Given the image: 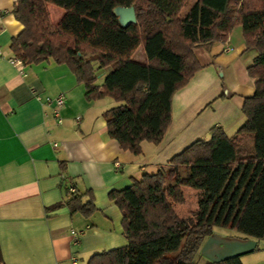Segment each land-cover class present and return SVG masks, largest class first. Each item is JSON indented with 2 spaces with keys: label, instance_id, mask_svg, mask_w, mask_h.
<instances>
[{
  "label": "trees",
  "instance_id": "obj_1",
  "mask_svg": "<svg viewBox=\"0 0 264 264\" xmlns=\"http://www.w3.org/2000/svg\"><path fill=\"white\" fill-rule=\"evenodd\" d=\"M184 1L15 0L12 6L22 24L11 38L13 53L23 63L65 64L86 99L111 97L116 103L102 113L108 135L133 153L142 140L162 139L172 93L199 68L195 44L224 39L241 24L246 45L256 50L247 66L254 91L241 106L244 122L229 136L211 127L156 172L110 191L126 243L93 253L85 264H243L240 256L198 263L194 255L214 225L264 236V0H224L219 9L197 0L181 17ZM48 5L63 11L55 22ZM119 5H133L136 21L122 25L113 12ZM138 47L143 61L132 57ZM93 62L109 67L100 85ZM180 186L198 190L190 216H178L172 206L183 201ZM64 190L71 213H92L91 193L83 200L75 187Z\"/></svg>",
  "mask_w": 264,
  "mask_h": 264
},
{
  "label": "crops",
  "instance_id": "obj_2",
  "mask_svg": "<svg viewBox=\"0 0 264 264\" xmlns=\"http://www.w3.org/2000/svg\"><path fill=\"white\" fill-rule=\"evenodd\" d=\"M196 1L185 0L180 16ZM14 2L0 0V264H85L93 253L126 243L110 191L156 172L211 127L219 126L229 136L244 122L241 106L254 91L247 66L256 50L246 45L241 24L233 25L224 39L195 44L199 68L172 93L162 139L156 144L142 140L140 152L133 153L108 135L102 113L116 103L111 97L86 99L83 83L51 58L23 63V73L8 62L11 38L22 29L12 12ZM203 3L213 9L224 6V0ZM48 11L53 22L63 12L54 5ZM136 49L132 57L143 61L144 54L134 57ZM93 66L100 85L109 67ZM59 92L64 94L61 122L53 115V102L45 100ZM69 183L83 193V200L91 193L90 215L71 213L63 202ZM222 229L214 226L213 234L253 238ZM253 239L255 249L240 260L264 264V236ZM199 249L194 260L203 263Z\"/></svg>",
  "mask_w": 264,
  "mask_h": 264
},
{
  "label": "water",
  "instance_id": "obj_3",
  "mask_svg": "<svg viewBox=\"0 0 264 264\" xmlns=\"http://www.w3.org/2000/svg\"><path fill=\"white\" fill-rule=\"evenodd\" d=\"M122 25L136 21L133 5H119L113 8ZM256 240L253 238H225L219 235H208L200 246V253L208 260L219 261L232 256H240L254 250Z\"/></svg>",
  "mask_w": 264,
  "mask_h": 264
},
{
  "label": "rangeland",
  "instance_id": "obj_4",
  "mask_svg": "<svg viewBox=\"0 0 264 264\" xmlns=\"http://www.w3.org/2000/svg\"><path fill=\"white\" fill-rule=\"evenodd\" d=\"M142 54H143V51L141 47H138L135 51L134 57L138 58V56ZM180 191L183 196V201L182 202H171L172 206L178 216H184V217L190 216L197 207L198 190L196 188L189 187V186H181ZM214 226H215V229H220V230L222 229V227H225V226H219V225H214ZM226 228L227 230L231 231L230 230L231 228L229 227H226ZM231 233L234 236L236 235V234H233L234 233L233 231H231Z\"/></svg>",
  "mask_w": 264,
  "mask_h": 264
},
{
  "label": "built area",
  "instance_id": "obj_5",
  "mask_svg": "<svg viewBox=\"0 0 264 264\" xmlns=\"http://www.w3.org/2000/svg\"><path fill=\"white\" fill-rule=\"evenodd\" d=\"M0 55H1V51H0ZM6 59L8 60L9 63L14 65L20 72H22L23 62L21 61V59L18 56H16L14 53H11L8 56H6ZM36 98L39 99L40 96L37 94ZM45 100L53 102V104H54L53 115H54L57 122H61V116L59 114V109L64 104V94L62 92H59L54 97H45ZM116 164H118V163L116 162ZM68 189L73 190L74 189L73 184L69 183ZM75 234L76 233H74V235ZM74 238H75V236H74ZM72 260L74 262L75 258L72 257Z\"/></svg>",
  "mask_w": 264,
  "mask_h": 264
}]
</instances>
